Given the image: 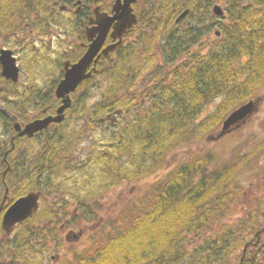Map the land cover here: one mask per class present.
Segmentation results:
<instances>
[{
    "label": "trees",
    "instance_id": "1",
    "mask_svg": "<svg viewBox=\"0 0 264 264\" xmlns=\"http://www.w3.org/2000/svg\"><path fill=\"white\" fill-rule=\"evenodd\" d=\"M63 1L0 0V34L19 28L20 18L27 14H33L35 22L44 27L56 18ZM215 1H158L151 24L154 33L142 29L129 54L123 46L111 69L90 78L92 84L98 80L101 88L96 100L89 103L81 85L73 95L71 113L57 127L15 139L18 156L13 198L36 189L43 192V203L17 227L16 236L3 240L0 257L6 259L0 264H47V255L53 250L49 240L53 241L63 221L75 226L80 217L92 220L94 207L101 208L106 193L157 174L172 150L216 129L223 113L259 92L264 84V0H229L225 19L210 22ZM186 8L190 10L187 16L174 25V18ZM141 16L140 22L149 26L148 15ZM216 24L221 34L206 48L196 49ZM159 44L163 60L174 65L169 78L161 79L160 72L148 73L155 66ZM188 52L187 59L177 62ZM46 95L49 99H42L41 93L32 96L38 116L44 114V107L48 113L55 112L58 98L53 91ZM222 95L225 99L219 108L198 119ZM16 97L13 106L0 92V100L19 118L31 119L25 95L18 92ZM119 109L122 112L116 113ZM108 114L118 119L108 124ZM72 117L87 125L66 124ZM105 120L106 138L82 151L76 160L82 134L102 127ZM9 124L0 111L2 129ZM212 158L194 154L157 176L143 196H131L116 208L109 222L90 237L88 246L73 253L66 264H232L242 232L260 227L264 204L248 209L247 220L237 227L200 234L232 210L236 196L232 184L251 160L244 154L229 165L211 167ZM72 204L77 212L67 211ZM42 214L51 220L52 228L37 221L40 215L43 220ZM190 234L198 236L191 241ZM59 238L55 237L61 244ZM255 264H264V254Z\"/></svg>",
    "mask_w": 264,
    "mask_h": 264
},
{
    "label": "flooded vegetation",
    "instance_id": "2",
    "mask_svg": "<svg viewBox=\"0 0 264 264\" xmlns=\"http://www.w3.org/2000/svg\"><path fill=\"white\" fill-rule=\"evenodd\" d=\"M115 1L116 0H66L59 3L56 18H52V21L50 23H44V27L41 28L40 25L35 22V16H33V14H27L24 18H20L23 20V22L21 23V26L19 28H16L12 32H3L0 34V38L5 39V37H7L5 39L7 43H14L15 45L21 43L22 46L19 49L24 52V59H26L27 61L29 60V64L26 65V63H23L26 62V60L23 59V62H20L13 49L9 47L0 48V51L2 48L12 50L13 55L17 58L18 66L20 67L19 78L17 81H13L4 77L0 68V74L3 77V80H0V92L8 96V101L13 106H15L14 101L18 99V97H16L18 92L21 93L22 96L25 95L23 100L29 102L25 104L27 114L32 118L28 119L27 117L25 120L19 118V116L11 108H9L5 102H3L2 100H0V102L3 103L9 111L17 116L18 121L22 126L33 119L43 118L51 114L48 113L47 108L44 107L42 109L44 114L38 116L39 112H36L33 108V105L31 104L33 101L32 96L34 93H41L42 99L47 97L49 99V95L46 94H50L53 91L55 96L58 98V104L55 108V112L52 113L56 114L58 106L62 103V99L56 95V88L65 75L66 67L71 66L73 63L77 62L88 50L92 41H94L99 36L98 22L105 16V12L110 15L113 14V5ZM158 1L160 0H136L132 5L134 8V12L138 15L139 20L141 19L142 14H146L149 17H153L154 15H156L155 11H157L156 8ZM169 13L171 14V11ZM175 18L173 22L174 25L177 26L181 21L176 23ZM218 21H222V19H218ZM216 26L219 25L216 24ZM162 27H164V25ZM112 31L113 27L109 29L104 44L99 50L98 54L100 56L98 57V59H94V61L88 68V70H93V68L96 67V69L99 70L98 72L93 71V75L101 73L103 69H111L113 67V64L116 63L119 57V50L123 46H125V48L127 49V54H129V49L132 46L133 42L138 40L143 33V30L139 29V26L138 30H136L134 27L132 30H129L126 34H124L122 37V42L118 44L114 49H111L106 55L103 52V49L120 40V37L114 38ZM148 31L154 33L155 26H151L150 30ZM162 33L163 30L161 31L159 38L161 37ZM156 52L157 60L155 62V66L149 70V73H157L160 71L162 72L164 68L163 71H165V73L162 74L161 78H169L173 73L174 65H172L171 63H166V61L163 60V51L160 44L157 46ZM188 56L189 52L185 55H180L177 62H181L187 59ZM49 60L52 62L51 65L42 66L43 62L46 63V61ZM163 65L165 67H163ZM22 68H27V79L24 81V85L18 87L17 84L19 82H22ZM53 68L55 69L54 71ZM128 68L129 67H127V69ZM51 75L54 76L52 77ZM93 75L90 78H92ZM45 76L48 77V80L45 84H43V79ZM145 77L146 76H143V79ZM90 78L85 79L75 91L71 92L72 104L73 95L77 92V90H81L79 89L81 85H84L82 87V90H84L86 94L89 90L93 89L96 86V84H92ZM9 80L12 84L9 83ZM154 84H156V82H154ZM8 85H11L12 88H10ZM0 111L10 120V124L6 129H2V127L0 126L1 248L3 240H9L13 235L16 236V226L12 233L7 234V232L3 228L2 220L6 210L13 202L12 198L14 195V184L17 177V167L15 163L18 156L15 139L18 137L24 138L27 135L19 136L17 134L18 131L15 128L12 118L4 113L1 108ZM68 113H71V108L66 110L65 118ZM58 124L59 123L53 122L46 129L49 130L55 128ZM5 156L6 160H3ZM9 156L12 158V160H10ZM260 181L262 180H259V182ZM257 203L264 204V202ZM261 219H263V217ZM49 221L51 222V220ZM246 231L250 232V237L244 244L243 248H240V246H238L235 258L238 257V264H255L256 261L261 258V255L264 254V223H261L260 227L255 228V230H251V228H248ZM243 233L244 231L242 232V234ZM2 259L5 260L6 258ZM2 259L0 257V260Z\"/></svg>",
    "mask_w": 264,
    "mask_h": 264
},
{
    "label": "rangeland",
    "instance_id": "3",
    "mask_svg": "<svg viewBox=\"0 0 264 264\" xmlns=\"http://www.w3.org/2000/svg\"><path fill=\"white\" fill-rule=\"evenodd\" d=\"M229 0H216L215 3H220L225 11H227L226 7L228 5ZM213 16V17H212ZM149 26L144 22L139 23V29L146 28L150 30L152 24V17H149ZM218 19L224 20L225 17H219L212 13L211 7V15L209 16L210 22H215ZM147 26V27H146ZM219 26H213L212 31L210 34L205 36L203 39L202 44L197 45L196 49H199L203 46H207L208 42L214 38L215 30L218 29ZM7 37H5L6 39ZM0 38V48L1 47H9L14 50L15 54L19 58L20 62H23L24 59V52L19 49L22 45L21 43L15 45L14 43L10 44L7 43L6 40ZM204 48V50H206ZM18 50V51H16ZM26 60V59H24ZM246 58L243 59V63L245 62ZM29 64V60L23 62ZM52 62L46 61L43 62L42 66L51 65ZM163 67H165L163 65ZM242 68V67H241ZM55 69L53 68V71ZM164 70V68H163ZM160 72V77L165 71ZM166 70V69H165ZM27 68L23 69L21 72L22 82H19L17 85L22 86L25 84V80L27 79L26 73ZM52 77L54 75H51ZM164 78V77H163ZM162 79V78H161ZM48 77L45 76L43 79V84L46 83ZM98 80H94L95 84H97L93 89L89 90L86 95V99L88 98V102L91 103L92 101L96 100L101 95V88H99ZM24 82V83H23ZM90 85V84H89ZM9 86V85H8ZM7 86V87H8ZM16 86V85H15ZM10 88L11 85L9 86ZM90 89V88H89ZM262 95L263 101L260 105L259 110L254 113L250 119L246 122L242 123L240 126L233 129L231 132L225 134L223 137L219 139H210L209 135L215 132L220 126L223 119L227 116L230 112L223 113L224 117L221 122L218 124L217 128L211 131L205 132L199 139L191 142H186L182 145H179L177 148L172 150L168 156L163 168L157 173L154 174L142 181L136 183H126L123 186H118L116 189L112 190L109 193H106L105 199L100 202L101 208L95 209V217L92 220H82L83 218L80 217L79 225H72L69 224L68 221H63L65 224H60L58 227L57 235L61 239V244H58V241L55 239L53 241L49 240L50 245L52 246L53 250L50 251L47 255V264H66L68 260L73 256V253L76 251H82L85 247L88 246L90 242V237L94 236L98 230L104 224H107L109 220L112 218L113 214L116 211V208L120 207L127 201L131 196L134 198H138L139 196H143L145 192L149 189L150 185L153 183L154 179L157 176L163 175L165 172L170 170L171 168L181 164L188 157L194 154H204V155H212V166L216 165H229L234 161H238L239 158L244 154H249L251 156V160L238 172L237 178L232 184V188L236 191L235 200L233 203L232 210L228 213L227 216L222 218L218 223H216L211 229L207 231L200 232V234L208 233V232H216L226 230L231 227H237L242 221H246V213L248 209L256 208L259 204L257 202H264V84L263 87L259 90V92L255 95ZM224 96H219L213 99L201 112L198 119H202L204 117L209 116L213 112H215L221 103L224 101ZM123 117V116H121ZM120 119V118H119ZM107 120L104 121V123ZM87 125L85 121H79L74 119V117L70 118L66 124L68 125H79V124ZM106 123L94 131H86L82 134V143L80 145V149L78 152L75 153L74 158L77 160L79 154L82 151H87L92 148L93 144H96V141L105 139L106 135L108 134L107 130L105 129ZM110 129V128H108ZM10 160L12 158L9 156ZM79 159V158H78ZM259 180H262L259 182ZM42 199H41V206L42 207ZM53 203V202H48ZM75 210L77 212L76 206L74 204L70 205L67 211ZM70 216V215H69ZM43 220L40 221V217L37 221L40 222L41 225L47 224L48 227H51V222L47 221L48 217L42 214ZM45 220V221H44ZM264 223V217H263ZM53 227V226H52ZM51 227V228H52ZM74 229L76 232L79 230L82 232L80 238L74 239V236L71 235V239L67 240L66 236ZM210 233V234H211ZM208 234V235H210ZM198 236L194 234L189 235V239L192 241L194 237ZM250 237L249 231H244L241 236L239 246L240 248L244 247V244ZM58 244V247H57ZM192 244V243H191ZM54 256V257H53ZM45 258V255L43 256ZM239 260L238 257L234 259L233 263L238 264Z\"/></svg>",
    "mask_w": 264,
    "mask_h": 264
},
{
    "label": "water",
    "instance_id": "4",
    "mask_svg": "<svg viewBox=\"0 0 264 264\" xmlns=\"http://www.w3.org/2000/svg\"><path fill=\"white\" fill-rule=\"evenodd\" d=\"M135 1L136 0H116L113 5V14L110 15L105 12V16L98 22L99 36L92 41L88 50L77 62L66 67L65 75L56 88V95L62 99V103L57 108L56 114H49L43 118H36L28 122L23 127L21 123L18 122L17 116L9 111L0 102V108L2 111L9 115L14 121V125L19 136L26 134L33 136L38 131L48 127L52 122H61L65 118V111L72 104L71 92L75 91L79 84H81L85 79L91 77L93 71H99L96 67H94L93 70H88V68L94 59L96 60L100 56L98 53L104 44L109 29L113 27L112 34L114 35V38L120 37V40L103 49V52L106 55L111 49H114L122 42L123 35L126 34L129 29H132L134 24L138 22V17L136 13H134L132 5ZM188 12L189 9H185L181 12L175 22H180ZM214 13L218 15H222L224 13L221 5L216 4L214 6ZM0 63L2 65V75L6 78L17 81L19 78L20 67L18 66L17 58L13 55L12 50L5 48L1 49ZM261 100V97L251 99L234 109L223 121L221 128L213 134L211 138H220L245 122L255 111L258 110ZM117 112H120V110H117ZM40 197V191L32 190L26 195L16 199L8 207L2 220L3 228L7 234H10L14 230L17 223L26 220L38 210ZM71 235L74 236V239H78L80 238L81 232H70L67 235V238L71 239Z\"/></svg>",
    "mask_w": 264,
    "mask_h": 264
}]
</instances>
